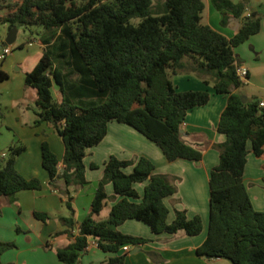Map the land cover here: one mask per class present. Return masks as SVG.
<instances>
[{
	"label": "trees",
	"instance_id": "16d2710c",
	"mask_svg": "<svg viewBox=\"0 0 264 264\" xmlns=\"http://www.w3.org/2000/svg\"><path fill=\"white\" fill-rule=\"evenodd\" d=\"M249 1L211 0L222 26L230 16L240 21L238 32L228 39L201 23L202 0H0V24L9 30L35 26L42 30L45 49L25 74L24 83L37 94L34 124L51 125L64 146L60 172L48 143L41 144V165L49 185L67 197L69 216L60 218L62 225L74 226L69 188L87 184L86 150L103 140L109 122L133 128L169 161L201 160L202 151L186 144L180 131L187 112L207 104L209 94L177 92L171 80L175 74L188 73L227 97L217 125L225 141L215 146L219 162L209 177L207 235L196 254L231 264H264V211L254 209L243 184L247 144L257 158L264 159V107L256 99L242 102L238 89L244 82L236 74L234 54L260 30L261 17L245 15ZM135 18L136 24L131 22ZM2 62L0 81L8 77ZM53 84L59 87L60 102L53 99ZM24 149L14 142L6 156H0V196L9 202L20 191L42 187L39 179H26L15 168ZM127 168L131 172L126 173ZM153 170L145 157L110 156L90 213L81 220L77 234L66 231L72 242L56 250L58 264H79L91 240L103 252L115 254L102 264H124V255H116L120 248L150 241L113 229L129 219L146 224L154 234H200L201 218H188L184 210H175L173 221L167 222L164 200L177 192L178 178ZM57 180L64 182L63 190ZM138 183H145L142 197L134 188ZM107 184H112L114 196L107 195ZM110 200L114 203L108 216L95 220ZM33 215L42 222L48 219L46 213ZM15 247L0 241V255Z\"/></svg>",
	"mask_w": 264,
	"mask_h": 264
},
{
	"label": "crops",
	"instance_id": "0c3cea01",
	"mask_svg": "<svg viewBox=\"0 0 264 264\" xmlns=\"http://www.w3.org/2000/svg\"><path fill=\"white\" fill-rule=\"evenodd\" d=\"M231 1L238 3L240 0ZM258 1L248 2L245 15H264V5H254V2ZM202 2L203 12L207 10L204 24L226 38H232L240 28V21L230 16L228 24L222 26L221 14L213 7L211 0ZM8 31L7 25L0 24V53ZM41 33L42 30L38 27H17L15 42L5 46L9 47L10 52L5 55L1 65L8 77L0 81V156H6L7 149L14 142L23 145L25 149L16 157L15 168L26 179H39L42 187L40 190L20 191L12 202L5 196H0V241L14 243L16 246L0 255V264H58L56 250L72 242L66 231L77 234L81 220L90 213L104 163L110 156L120 160L145 157L153 163V173L178 178L177 192L164 200L169 211L167 222L173 221L175 210H184L188 218L199 216L203 226L201 233L196 236L184 233L154 234L146 224L129 219L113 229L150 241L128 246L127 252L120 248L116 255H124V264H231L225 259H205L196 254V249L207 235L209 177L210 171L219 162V151L215 146L225 141V136L217 132V125L226 106L227 97L216 94L212 85H207L188 73L175 74L171 80L177 92L206 91L209 94L207 104L187 112L181 130V139L202 151L201 160L169 161L152 141L133 128L115 121L109 122L103 140L86 150L83 163L87 184L69 188L74 226L69 229L61 224L60 218L69 216L67 197L49 185L48 174L41 165V144L48 143L58 160L60 172L63 170L64 146L51 125L45 122L34 124L37 94L35 89L25 86L24 83L25 74L34 67L45 49L41 42ZM250 37L246 43L235 48V58L237 66L246 68L248 72L245 84L251 87V91L244 96L247 100L260 101L264 100V51L260 57H253L247 52V45L253 44L254 47L250 46V50L255 54L257 44H262L261 49L264 50V24L261 21L259 32ZM51 93L56 102L61 101L62 95L56 84H53ZM247 150L243 184L254 209L264 211V159L253 154L250 142L247 144ZM91 164L97 167L92 169ZM131 170L132 168H127L125 172L129 173ZM56 185L63 190L62 180H57ZM144 186L145 183L134 184L139 197L143 195ZM105 190L108 196H114L112 184H107ZM118 199L117 197L115 200ZM139 201L140 199L137 200ZM113 203L114 201L110 200L107 207L110 208ZM34 212L46 213L48 219L42 222L34 217ZM133 250L137 252L134 253ZM113 256L115 254L103 252L91 240L81 255L79 264H102Z\"/></svg>",
	"mask_w": 264,
	"mask_h": 264
},
{
	"label": "rangeland",
	"instance_id": "374dc122",
	"mask_svg": "<svg viewBox=\"0 0 264 264\" xmlns=\"http://www.w3.org/2000/svg\"><path fill=\"white\" fill-rule=\"evenodd\" d=\"M254 3H252V4L256 5L257 3H260L261 5H264V0H259L258 2H254ZM202 16H203V19L201 20V23L204 24L205 23V17L207 16V10H204ZM260 17H261V23L264 24V15H262ZM138 21L139 20L137 18H135L131 22L134 23V24H136V23H138ZM250 38L251 37H249V39ZM247 41H245L244 43H246ZM250 46L251 47H254L252 43L250 45H247V52L250 53L253 57H260V55L262 54V51H264L263 49H261V47H263L262 44H257L256 45V48H255L256 54H255V52H253V51L250 50ZM234 54H235V49H234ZM171 79H172V77H171ZM243 82H244L243 85L238 89V93L241 94L242 96H244L245 93H249L251 91V87L250 86H246L245 81H243ZM108 209H109L108 207H105L99 215L94 216V219L95 220H102V219H104L106 216H108Z\"/></svg>",
	"mask_w": 264,
	"mask_h": 264
},
{
	"label": "built area",
	"instance_id": "2783aa9c",
	"mask_svg": "<svg viewBox=\"0 0 264 264\" xmlns=\"http://www.w3.org/2000/svg\"><path fill=\"white\" fill-rule=\"evenodd\" d=\"M10 52V49L9 47H4L0 53V60H3L5 55H7L8 53ZM236 74L237 76L239 77V79L241 81H245L247 75H248V72H247V69L244 68V67H241V66H237L236 67ZM259 107L263 108L264 107V100H260L259 101ZM4 156V155H3ZM94 245L97 246V244L94 242ZM122 251L124 252H127L128 250V246H123L122 248Z\"/></svg>",
	"mask_w": 264,
	"mask_h": 264
},
{
	"label": "water",
	"instance_id": "95a60500",
	"mask_svg": "<svg viewBox=\"0 0 264 264\" xmlns=\"http://www.w3.org/2000/svg\"><path fill=\"white\" fill-rule=\"evenodd\" d=\"M17 36V27H12L6 35V38L3 42V46H7V45H12L15 42ZM241 100L243 103H245L247 101V98L245 96H241ZM180 133L182 134V131H180ZM133 252H137V250H133Z\"/></svg>",
	"mask_w": 264,
	"mask_h": 264
}]
</instances>
